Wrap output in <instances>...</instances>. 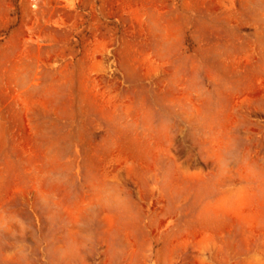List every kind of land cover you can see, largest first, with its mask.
Masks as SVG:
<instances>
[{
  "label": "rangeland",
  "instance_id": "rangeland-1",
  "mask_svg": "<svg viewBox=\"0 0 264 264\" xmlns=\"http://www.w3.org/2000/svg\"><path fill=\"white\" fill-rule=\"evenodd\" d=\"M0 264H264V0H0Z\"/></svg>",
  "mask_w": 264,
  "mask_h": 264
}]
</instances>
